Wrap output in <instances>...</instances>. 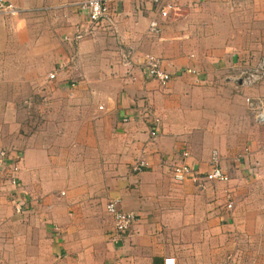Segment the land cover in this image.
<instances>
[{
	"label": "crops",
	"instance_id": "1",
	"mask_svg": "<svg viewBox=\"0 0 264 264\" xmlns=\"http://www.w3.org/2000/svg\"><path fill=\"white\" fill-rule=\"evenodd\" d=\"M81 1L9 0L17 18L5 32L0 27V82L23 84V93L31 89L35 99L44 100L36 104V131L20 137L24 125L15 118L9 93H0V150H20V190L0 171V264H54L59 258L73 264V252L90 244L79 228L103 226L99 218L108 200L136 216L126 235L110 241L109 260L193 264L183 261L188 236L194 244H212L228 222L219 212L217 183H223H176L169 169L183 162L202 175L212 150L224 173L228 163L247 158L250 130L242 96L264 97V78L245 87L237 71L264 52V0H165L172 7L158 19L156 34L147 31L153 7L114 0L111 21L71 44L84 23L77 10ZM253 16L262 19L256 39L248 28ZM5 33L20 41L5 42ZM226 34L227 40L220 38ZM120 51L129 53L128 66ZM145 54L170 74L164 86L140 69ZM153 118L156 134L150 141ZM137 161L143 166L132 170ZM15 191L38 200L31 203L39 228L33 251L29 226L8 203ZM43 222L53 226L49 242L41 236ZM192 250L202 254L198 245ZM200 258L194 264H204Z\"/></svg>",
	"mask_w": 264,
	"mask_h": 264
},
{
	"label": "rangeland",
	"instance_id": "2",
	"mask_svg": "<svg viewBox=\"0 0 264 264\" xmlns=\"http://www.w3.org/2000/svg\"><path fill=\"white\" fill-rule=\"evenodd\" d=\"M16 18L0 15V27L3 32H5V28L10 23L14 25ZM254 18L256 19L251 18V27L248 28L252 32L249 34L256 39L258 35L256 31H262V28L259 29V24L257 23L262 22V19ZM33 24L38 26L40 25V21L34 20ZM6 35L5 33V42L20 41V38L17 36L8 35L7 37ZM222 37H225L227 40L228 34L225 36L220 35V38ZM263 48L264 40L259 43V50H263ZM258 54L257 57L264 55V52H259ZM2 91L9 93L10 101L13 103L15 109V118L20 120V123L24 125V128H20L17 131V135L22 137L27 134H33L36 131L39 112L36 104L38 105L44 100L40 98L35 99L34 93H31V89L29 93H23V84L19 83L0 82V93ZM244 97L251 96H242V99ZM257 98L264 100L262 96ZM0 105H2V98H0ZM247 112L246 110L250 131L248 139L244 140L246 142L244 147H247V151L243 154L247 158L243 159V157H240L238 162L228 163L229 172H225L228 182L223 184L217 183L219 212L222 214L223 219H228V222L223 220L225 222L224 226H219L217 238L214 239L212 244L209 243V240L206 241V239H203L202 242L197 240V244H194L193 238L189 235V240L186 241L188 244H185L187 246L184 247V252L187 255L183 261H186V263L191 260L194 264L195 257L197 256L202 257L200 258V262L203 259L204 264H210V260H212L211 264H264V123L254 122L252 116ZM7 150L16 152L17 154L20 153L16 145H11ZM62 193V191L58 192V196H62ZM11 195L13 196V193ZM20 200L23 202L24 207H22L19 214L13 211L11 198H9L8 203L14 214L21 218L24 217V219H21V223L25 222L26 227L29 226L26 232L30 235V248L33 251L35 247L34 238L39 234V228L34 226L35 213L31 211V203L38 204V200L28 193L21 195ZM226 204H230V207L226 208ZM101 212L104 216L99 218V223L103 224V226L79 228V232L84 234L85 237L87 236L90 244L79 245L78 249L73 252V264L118 263L114 260H109L108 251L110 247L112 248V245L107 236L109 232L104 231L107 228V222L104 218L106 215L104 210ZM106 218L110 231L111 223L107 216ZM52 228L53 226L50 223L43 222L41 236L47 242H49L53 234ZM193 245H198V250H202L199 251L202 254L193 252ZM200 246L202 247L199 248ZM62 259L59 258L54 264H66L68 260ZM51 262L48 259V261H45V264H53Z\"/></svg>",
	"mask_w": 264,
	"mask_h": 264
},
{
	"label": "built area",
	"instance_id": "3",
	"mask_svg": "<svg viewBox=\"0 0 264 264\" xmlns=\"http://www.w3.org/2000/svg\"><path fill=\"white\" fill-rule=\"evenodd\" d=\"M114 0H82L77 4V10L83 14L84 23L77 28L74 34L70 38V43L75 42L87 37L91 34L94 26L102 21L109 23L111 21L112 9ZM200 1V0H198ZM137 8L149 4L154 9L155 17L150 19L147 24V31L150 34H156L159 30L158 19L166 17L168 10L172 5L165 0H135ZM17 13V10L12 6L9 0H0V14L8 17H12ZM67 40V39H66ZM122 64L128 66V52L119 53ZM140 69L146 73V75L153 80L157 86H164L170 79V74L163 70L159 65V60L152 55L145 54L141 57L139 63ZM187 73H193L191 69L185 70ZM53 74H47V79H52ZM264 78V55L259 56L255 63L250 66H243L237 71V79L239 83L245 87H252L254 84ZM245 107L252 119L256 123H264V100L257 97H244ZM150 129L148 130V136L150 141H153L156 134L157 120L155 118L149 121ZM182 157L186 156V152L181 153ZM20 161V155L16 152L9 150H0V171L3 170L5 174V181L14 190L19 188L16 178V172L18 171V164ZM143 166L142 161L135 162L131 169L137 171ZM169 176L173 182L179 183L185 180H190L195 183L200 181L204 182H226L228 180L226 174L222 172L218 165V156L214 150L210 152L208 160V170L199 175L189 165L179 162L171 165L169 169ZM13 193V192H12ZM15 191L13 196L10 195L13 203V211L16 214L21 213L23 202L20 200V195ZM23 198V197H22ZM226 208L230 207V204H226ZM104 212L109 217L111 223V233L109 241H117L123 235H126L130 227L134 225L136 216L129 212L121 211L116 204L115 200H108L104 204ZM172 258L162 259V264H172Z\"/></svg>",
	"mask_w": 264,
	"mask_h": 264
}]
</instances>
